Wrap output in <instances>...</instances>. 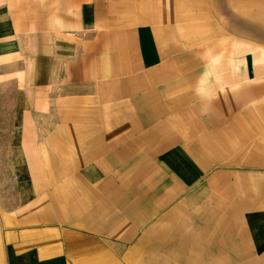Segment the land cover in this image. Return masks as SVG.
<instances>
[{"label":"crops","instance_id":"obj_1","mask_svg":"<svg viewBox=\"0 0 264 264\" xmlns=\"http://www.w3.org/2000/svg\"><path fill=\"white\" fill-rule=\"evenodd\" d=\"M1 103L0 264H264V0H0Z\"/></svg>","mask_w":264,"mask_h":264},{"label":"rangeland","instance_id":"obj_2","mask_svg":"<svg viewBox=\"0 0 264 264\" xmlns=\"http://www.w3.org/2000/svg\"><path fill=\"white\" fill-rule=\"evenodd\" d=\"M8 99V98H7ZM7 103H9V102H7ZM1 105V107L2 108H0V113L1 114H5V115H7L8 114V112L10 111L9 109V107H4V104H0ZM0 130L1 131H5V130H7V126L6 125H2V126H0ZM2 138H4V135L3 136H1ZM6 142H9V141H7V140H5ZM0 144L3 146L4 145V141L3 140H0Z\"/></svg>","mask_w":264,"mask_h":264}]
</instances>
